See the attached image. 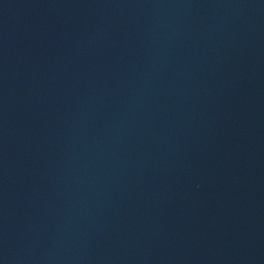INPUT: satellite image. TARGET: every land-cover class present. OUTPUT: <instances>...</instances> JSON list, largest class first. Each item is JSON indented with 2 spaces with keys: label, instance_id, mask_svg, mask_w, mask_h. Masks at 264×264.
Returning <instances> with one entry per match:
<instances>
[{
  "label": "water",
  "instance_id": "water-1",
  "mask_svg": "<svg viewBox=\"0 0 264 264\" xmlns=\"http://www.w3.org/2000/svg\"><path fill=\"white\" fill-rule=\"evenodd\" d=\"M0 264H264V0H0Z\"/></svg>",
  "mask_w": 264,
  "mask_h": 264
}]
</instances>
